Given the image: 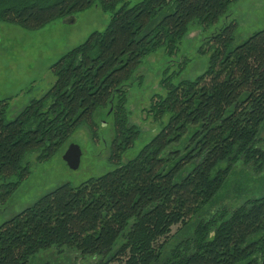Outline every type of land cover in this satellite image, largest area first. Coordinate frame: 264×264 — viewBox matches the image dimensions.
Listing matches in <instances>:
<instances>
[{"label":"trees","instance_id":"1","mask_svg":"<svg viewBox=\"0 0 264 264\" xmlns=\"http://www.w3.org/2000/svg\"><path fill=\"white\" fill-rule=\"evenodd\" d=\"M236 1L0 0V22L32 30L94 5L112 14L105 31L52 66L55 80L42 98L13 119L9 101H0L1 203L29 176L28 154L49 160L83 124L96 137V111L118 101V167L62 185L5 222L0 264H29L54 247L98 257L97 264H264V195L208 213L235 163L264 166V29L235 48L236 21L212 34L206 72L163 81L151 112L166 122L135 159H121L140 137L128 120L125 84L147 56L160 48L175 54L193 23L217 24ZM175 226L182 230L174 244Z\"/></svg>","mask_w":264,"mask_h":264},{"label":"rangeland","instance_id":"2","mask_svg":"<svg viewBox=\"0 0 264 264\" xmlns=\"http://www.w3.org/2000/svg\"><path fill=\"white\" fill-rule=\"evenodd\" d=\"M111 18V13L105 12L100 5H94L77 13L75 23L57 19L43 28L32 30L0 22V101H9V119H13L32 100L42 98L55 80L52 66L68 52L84 44L93 33L105 31ZM232 21L238 24L232 46L235 48L264 29V0L236 1L227 16L209 28L193 23L175 54L170 55L165 48H160L145 58L132 79L125 84L128 120L130 125L138 128L140 137L134 147L122 155V164L135 159L166 122L155 119L151 112L153 98L165 94L163 81L169 77L178 83L195 80L204 74L211 59V51L205 45L207 40L224 24ZM117 102L115 100L114 104L96 111V137L88 124H83L49 160L40 162L38 152L26 156L25 165L29 166L30 174L4 204L0 202V227L56 188L65 184L79 186L118 167L112 160L115 137L113 109ZM261 137V148L264 150V127ZM72 146H78L81 152L77 170L71 169L63 159ZM226 166L227 163H224L223 167ZM15 180L13 178L9 182ZM4 182L0 177V194ZM261 195H264V166L257 168L239 161L231 167L226 184L208 213L220 209L233 210ZM181 228H173L171 237L174 240L171 243L179 241ZM98 261V257H85L72 249L54 247L37 254L29 264H97Z\"/></svg>","mask_w":264,"mask_h":264},{"label":"water","instance_id":"3","mask_svg":"<svg viewBox=\"0 0 264 264\" xmlns=\"http://www.w3.org/2000/svg\"><path fill=\"white\" fill-rule=\"evenodd\" d=\"M65 22L75 23L76 19H68ZM80 158H81L80 148L78 146H72L67 150L63 159L71 169L77 170L80 166Z\"/></svg>","mask_w":264,"mask_h":264}]
</instances>
